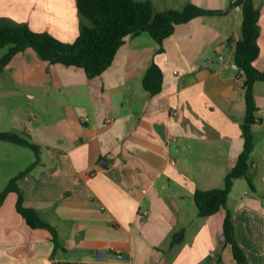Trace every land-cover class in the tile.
<instances>
[{"label": "crops", "instance_id": "obj_1", "mask_svg": "<svg viewBox=\"0 0 264 264\" xmlns=\"http://www.w3.org/2000/svg\"><path fill=\"white\" fill-rule=\"evenodd\" d=\"M150 1L157 11L182 10L189 2L223 14L175 25L161 53L151 36L126 37L98 77L38 60L31 49L3 69L2 74L11 67L16 86L38 100L35 109L15 108L8 123V132H27L42 149L39 164L18 181L24 205L53 225L65 251L51 257L49 232L25 223L11 192L0 206V264H237L221 237L228 209L248 263L264 264V192L256 182L264 180L259 83L253 86L259 115L249 170L255 196L232 210V190L220 218L223 209L200 217L193 208L195 191L221 188L243 149V77L233 62L242 9L230 7L235 0ZM252 3L260 14L254 66L264 72V0ZM0 18L27 23L62 42H72L80 31L75 0H0ZM152 61L163 72L156 96L142 86ZM84 98L92 103L96 123L87 108L72 106L73 99ZM54 105L74 108L70 121L49 117ZM19 147L0 141V175L10 179L28 167L18 160ZM180 230L181 242L171 246L169 236Z\"/></svg>", "mask_w": 264, "mask_h": 264}, {"label": "trees", "instance_id": "obj_2", "mask_svg": "<svg viewBox=\"0 0 264 264\" xmlns=\"http://www.w3.org/2000/svg\"><path fill=\"white\" fill-rule=\"evenodd\" d=\"M253 0H235L230 7L240 6L243 20L241 23L242 38L237 41L233 50V62L238 74L243 77L245 116L241 125L243 133V149L236 163L223 179V186L216 189H197L194 193V204L198 216L206 217L226 208L227 199L232 191L234 181L244 178L251 189L254 184L249 173L251 154L255 148V133L253 130L258 107L255 103L253 84L264 82V73L254 68L253 62L259 56V12L254 7ZM79 19V35L72 42H62L49 32L33 31L27 23H18L7 18H0V50L8 46V52L0 59V74L16 54L31 49L38 59L49 64H59L66 67L76 66L85 71L87 78L101 76L111 65L119 48L126 37H138L147 33L157 45V53L163 52V41L174 32L175 25L209 15H221L222 11L205 9L187 2L182 10L166 9L157 11L150 0H75ZM163 72L153 61L142 77V86L150 96H156L162 90ZM0 141L13 143L17 146L33 150L34 160L25 170L8 180L0 193V206L8 193L14 192L17 197L16 210L25 223L33 229H44L50 234L54 244V253L65 251L58 240L57 230L34 208L24 205V191L18 181L29 173L40 162L41 146L31 139L27 132H1ZM232 213L226 210L223 219L224 242L229 244L233 259L238 264H249L246 255L235 239V230L231 221ZM184 230L173 234L170 245L181 242ZM57 264H72L57 262Z\"/></svg>", "mask_w": 264, "mask_h": 264}, {"label": "rangeland", "instance_id": "obj_3", "mask_svg": "<svg viewBox=\"0 0 264 264\" xmlns=\"http://www.w3.org/2000/svg\"><path fill=\"white\" fill-rule=\"evenodd\" d=\"M144 34L148 35L147 33H144ZM148 36H150V35H148ZM8 48L9 47L6 46L0 50V59L8 52ZM38 60H40V59H38ZM19 64H20V62L17 65H19ZM253 65H254V62H253ZM47 68L45 66V71L47 70ZM254 68L257 71H259L255 66H254ZM11 71H12L11 67H8V69H6L5 72L3 74H1V76H0V133L1 132H8L10 130L8 123H10V121L12 119L15 108H17L20 105H24L30 109H35L37 107V102H38L36 97H32L33 93L31 95H29V92H30L29 89H26L24 86H21V85H19L18 87L16 86L17 82L13 81L12 78H10ZM259 72L264 73L262 71H259ZM47 74H48V72H47ZM255 83H259L258 85L264 86V82H262V81H257ZM254 84H253V86H254ZM253 91H254V88H253ZM15 92H19L20 94H14ZM259 95H260V93H259ZM262 95H264V93H262ZM72 103H73L72 106H74V107L75 106L76 107L81 106L82 108L83 107L87 108L89 110L88 114H90L89 117L91 119H94L93 118L94 117L93 116L94 115V109L92 108V106H91L92 103L89 100H87L86 98H84V99H73ZM73 110H74V108L73 109H68V108L66 109V108H63L62 106L54 105L52 110H51L52 114H50L49 117L53 116L52 118L55 117L56 119H59L61 117H65L69 120V117L73 115ZM257 115H259V111H257ZM86 120H88V119H86ZM94 122L96 123L95 119H94ZM79 127L84 132L86 131L85 129H87V127L83 126V123H79ZM18 150L23 152V154L20 155V157L18 159L19 162L23 163L25 165L23 167L29 166L33 162V159H34L35 153L33 152V150L30 148H27V147H19ZM8 180L9 179L7 178L6 174L0 175V193L5 188V186L7 185ZM256 182L260 186L259 190H262V193H263L264 192V180H262L260 178V179H257ZM232 190L233 191H232L231 198L229 201V206L231 207L232 210H234V207L237 204H240L244 200V198H246L247 195L251 196V197L255 196L253 193V190L251 189V187L248 185L247 181L244 178H239V180L235 184V188ZM245 193H246V195H245ZM193 208L196 209L195 211H196V214L198 215L196 206H194ZM222 214L225 215V209L220 211V213L217 215V216H219L218 218H220L222 216ZM173 234L171 236H169V238H172ZM223 236H224V234L222 233L221 237H223ZM223 243H225V242L223 241ZM229 248H230V252H232L231 247H229ZM233 261L235 263H237L234 259H233Z\"/></svg>", "mask_w": 264, "mask_h": 264}, {"label": "water", "instance_id": "obj_4", "mask_svg": "<svg viewBox=\"0 0 264 264\" xmlns=\"http://www.w3.org/2000/svg\"><path fill=\"white\" fill-rule=\"evenodd\" d=\"M105 254H106V252L101 251V252L98 254L97 257H100V259H102V258H103V255H105Z\"/></svg>", "mask_w": 264, "mask_h": 264}, {"label": "built area", "instance_id": "obj_5", "mask_svg": "<svg viewBox=\"0 0 264 264\" xmlns=\"http://www.w3.org/2000/svg\"><path fill=\"white\" fill-rule=\"evenodd\" d=\"M176 73H177V72H176ZM143 215H144V216L147 215V211H144V212H143Z\"/></svg>", "mask_w": 264, "mask_h": 264}]
</instances>
